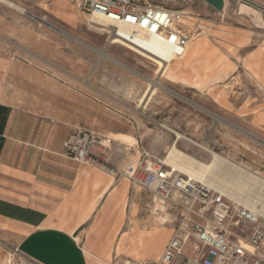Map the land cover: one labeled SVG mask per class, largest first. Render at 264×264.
Returning <instances> with one entry per match:
<instances>
[{
	"label": "rangeland",
	"instance_id": "rangeland-1",
	"mask_svg": "<svg viewBox=\"0 0 264 264\" xmlns=\"http://www.w3.org/2000/svg\"><path fill=\"white\" fill-rule=\"evenodd\" d=\"M9 1L25 12L0 3V102L15 112V134L31 140L27 150L19 145L16 155L4 157L9 167L31 168L48 159L98 169L79 163L64 147L70 135L87 130L111 139L109 149L93 153L117 179L131 182L128 165L146 153L163 160L176 144L202 163L209 164L214 152L264 180V11L240 0H226L221 11L204 0H141L184 12L183 28L191 35L185 57L160 76L154 62L110 44L74 0ZM149 81L158 91L143 106ZM131 186L129 250H116L113 264L158 258L176 220L173 208ZM137 219L145 233L146 255L139 258L130 252ZM10 259L23 264L16 255Z\"/></svg>",
	"mask_w": 264,
	"mask_h": 264
},
{
	"label": "built area",
	"instance_id": "built-area-1",
	"mask_svg": "<svg viewBox=\"0 0 264 264\" xmlns=\"http://www.w3.org/2000/svg\"><path fill=\"white\" fill-rule=\"evenodd\" d=\"M78 10L99 14L110 23L107 41L119 44L158 64L185 57L190 33L183 28L184 12L141 0H74ZM169 48V60L151 41ZM111 139L92 131L70 135L64 147L81 164L106 171L94 150L110 148ZM125 176L134 186L154 194L176 211L171 237L162 254L136 264H264V224L236 202L174 172L162 159L146 153L128 165Z\"/></svg>",
	"mask_w": 264,
	"mask_h": 264
},
{
	"label": "crops",
	"instance_id": "crops-1",
	"mask_svg": "<svg viewBox=\"0 0 264 264\" xmlns=\"http://www.w3.org/2000/svg\"><path fill=\"white\" fill-rule=\"evenodd\" d=\"M246 1L264 8V0ZM14 113L0 102V264H12L6 261L12 255L23 264H113L116 250H129L131 182L94 168L49 164L48 159L31 168L9 167L4 157L16 155L19 145L27 150L31 142L15 134ZM139 220L130 250L136 258L146 255ZM156 233L147 236L150 242Z\"/></svg>",
	"mask_w": 264,
	"mask_h": 264
},
{
	"label": "bare ground",
	"instance_id": "bare-ground-1",
	"mask_svg": "<svg viewBox=\"0 0 264 264\" xmlns=\"http://www.w3.org/2000/svg\"><path fill=\"white\" fill-rule=\"evenodd\" d=\"M0 3L14 8L22 13L25 10L17 4L9 0H0ZM90 23L100 28L101 32L107 33V26L110 21L99 14L90 16ZM152 46L156 47L160 55L166 60H169V48L164 45H157L155 41H151ZM85 48L92 50L99 55L100 58L108 59L120 66L122 64L111 58L104 51L93 49L86 43H81ZM169 62L168 64H170ZM168 64L158 62L157 73L162 76L168 67ZM152 81H149L147 91L142 98L144 106L151 96H153L157 87L153 88ZM158 86V84H155ZM142 106V107H143ZM177 139L182 138L178 133H175ZM206 150H209L205 147ZM210 151V150H209ZM211 152V151H210ZM213 160L209 164L202 163L195 158L189 156L185 152L179 150L176 144L170 146L167 150L163 161L174 172H179L187 176L191 181L199 182L203 186L214 190L224 196L226 199L236 202L243 208L250 211L255 216L264 220V180L256 175L251 174L247 170L231 162L227 158L211 152ZM262 223V222H261Z\"/></svg>",
	"mask_w": 264,
	"mask_h": 264
},
{
	"label": "water",
	"instance_id": "water-1",
	"mask_svg": "<svg viewBox=\"0 0 264 264\" xmlns=\"http://www.w3.org/2000/svg\"><path fill=\"white\" fill-rule=\"evenodd\" d=\"M208 5H210L213 9L217 10V11H221L223 10L224 6H225V0H204ZM248 4H251L252 6L259 8L261 10H264V8H261L260 6H257L256 4H252L246 0H242Z\"/></svg>",
	"mask_w": 264,
	"mask_h": 264
}]
</instances>
